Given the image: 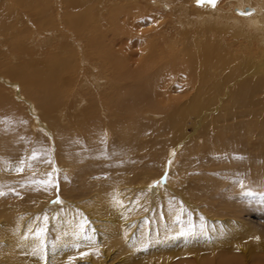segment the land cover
Masks as SVG:
<instances>
[{
    "label": "bare ground",
    "instance_id": "obj_1",
    "mask_svg": "<svg viewBox=\"0 0 264 264\" xmlns=\"http://www.w3.org/2000/svg\"><path fill=\"white\" fill-rule=\"evenodd\" d=\"M21 103L62 145L49 166L5 156ZM0 193V264H264L241 216L264 197V0H0Z\"/></svg>",
    "mask_w": 264,
    "mask_h": 264
},
{
    "label": "rangeland",
    "instance_id": "obj_2",
    "mask_svg": "<svg viewBox=\"0 0 264 264\" xmlns=\"http://www.w3.org/2000/svg\"><path fill=\"white\" fill-rule=\"evenodd\" d=\"M4 111L7 112V113H10V115H11V117L13 119H23V122H21L22 120L20 122L24 126V134H25L24 135L25 136L24 137L25 139L23 138L22 141H21V143H19L20 145H19V147H17V150L15 152H7L5 154V156L11 158L12 160L13 159H16L17 161H20L21 163H24L25 162L24 164H26V160H27V162H29L31 164L30 165L31 168H33V167L35 168V165L37 164V162L38 163L41 162V164H44L46 166L51 165L52 164V160H53L52 159L53 158V153L54 152L57 153V151L60 150V149L58 150V146H60V142L58 143L59 145L57 144V142L59 140L58 139H57L58 141L56 140L55 147L57 145L58 146H57V148L54 149V147H53L54 144H52L51 138L49 140V137H48L47 134L45 135V133H44L43 134V137H40L41 134H39V135L38 134H34V131H36L35 130L36 127L34 125L35 124V121L33 119V116L29 113L26 104L21 103L20 106H19V108H18V110L13 111V115L11 114L12 113L11 108L8 107V106H6V105L4 106ZM38 130L39 129H37V131ZM188 130H190L191 132H193L190 128H188ZM101 136L103 138L100 137V140L102 142V143L100 142V144L102 146L101 147V150H103L102 151V155L104 156V159H102V161L103 162H109L110 161L109 163H111V165H112L113 162H115L114 153L116 152V149L118 147V144L116 143L117 140H114L115 139L114 136L110 140H108L109 138L106 137L105 134H102ZM105 138H106V140H105ZM50 142H51V144H50V147L51 148L49 147V143ZM21 145H22V147H21ZM109 145H110V147H109ZM60 147L62 148V145ZM88 150H89V148H88ZM81 151H82L81 145L78 146L77 143H73V146H72V149H71V153H74V155H75V154H77L78 152H81ZM57 155H58V157L60 159V154L57 153ZM40 159H42V160L39 162ZM92 159H93V153H92V156L89 157V159L86 160V162L90 165L91 163H93L92 162L93 161ZM184 159H185V156L184 155H181L180 158L178 159V163H177V169L178 170H180V168L184 164ZM33 162L35 163V165H33L34 164ZM12 163H15V160ZM48 163H49V165H47ZM82 164L75 166V169L77 170L79 167H81ZM199 166H201L200 165V160L199 161L194 160V164H193V167L194 168L192 169L193 170V174H192V176L190 175V178H192L193 180H196V179L197 180H201V183H202V182L205 181V177H202V174L200 172H197L196 167L199 168ZM159 169H160L159 163H157L154 160L151 163H149L147 166H145L143 168L142 172L144 173V175H150V174L155 173ZM176 174H178V172H176ZM44 178H45V176H44ZM44 178H42V179H44ZM51 178L52 177L49 175L48 176V181H50V186H48L47 188H39V187H37L35 185V182L37 181V174H35V172H31L30 173V178L28 180H26V181L24 180L22 182V184H23L22 186L25 189H31V190H33L32 191L33 194L31 193L32 195H35V193L38 192V193H36V196H40L42 194L43 196H46V198H47L48 196H50L53 193V180H51ZM62 179H63V181H66V182L68 180L67 184H69L68 185L69 186L68 188L70 189V186L73 183L72 182L73 181V178H70L67 175H63L62 176ZM76 179H77V176H76ZM172 179H173V183H174L173 188L176 189V190H180L182 186H181L180 182L178 181L177 176H174ZM216 179L219 180V181H217V184L219 183L218 189L220 190V192L224 193V195L226 194L225 197L226 198H229L228 200H230V202H231V204H232L233 207H236L238 205L239 200H236L235 198H233L231 196L232 193L234 192V187H235L236 184L234 185L233 182H231V180H229V179L227 180L226 178L222 179L221 177H217ZM79 180L80 179L78 178V180L76 181L77 187L80 186ZM183 186H185V188L183 187V189L186 190L188 188L187 186H189V185L184 183ZM56 187L58 188V185H56ZM193 188H195V187L193 186V184H191L188 189H193ZM161 197L163 199L165 198L167 201H170V199H173L174 198L171 189H166L161 194ZM173 202H175V201L168 202V204L169 203L173 204ZM242 202L245 204V206L247 208H249V210L244 211L241 214V216L244 219H248V220H251L252 222H254L255 225L257 226L258 231H259L258 233L260 235H263L264 236V197L263 198H260V196H256L252 200H245L244 199ZM158 204H160V201L159 200H158ZM247 204H249L248 205L249 207L247 206ZM157 206L156 207H152V211H154V210L157 211L158 209H161V206L160 205H157ZM258 252H259L258 255L264 261V248L263 249L262 248L258 249ZM248 262L249 263L253 262L252 257L248 258L247 263ZM113 263H115V262H113ZM113 263H111V264H113ZM81 264H91V263H89L87 261H84V262H81Z\"/></svg>",
    "mask_w": 264,
    "mask_h": 264
},
{
    "label": "snow or ice",
    "instance_id": "obj_3",
    "mask_svg": "<svg viewBox=\"0 0 264 264\" xmlns=\"http://www.w3.org/2000/svg\"><path fill=\"white\" fill-rule=\"evenodd\" d=\"M207 2H209V3H212L213 5L215 4V0H207ZM250 194V193H249ZM0 195H3V193H0ZM57 202H59V201H57ZM43 230H41V232H42ZM41 247H43V243L41 244ZM82 255H84V254H82Z\"/></svg>",
    "mask_w": 264,
    "mask_h": 264
},
{
    "label": "water",
    "instance_id": "obj_4",
    "mask_svg": "<svg viewBox=\"0 0 264 264\" xmlns=\"http://www.w3.org/2000/svg\"><path fill=\"white\" fill-rule=\"evenodd\" d=\"M205 1H207V0H205Z\"/></svg>",
    "mask_w": 264,
    "mask_h": 264
}]
</instances>
